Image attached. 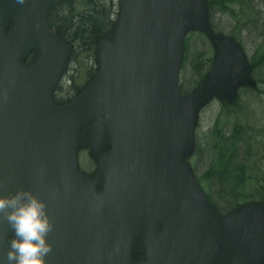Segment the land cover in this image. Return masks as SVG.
<instances>
[{"label":"water","instance_id":"water-1","mask_svg":"<svg viewBox=\"0 0 264 264\" xmlns=\"http://www.w3.org/2000/svg\"><path fill=\"white\" fill-rule=\"evenodd\" d=\"M58 1L0 0V194L28 188L46 202V264H131L135 245L137 264H264V206L218 212L184 163L199 107L244 80L224 46L202 82L178 89L184 38L209 27L206 0H119L97 74L65 106L51 99L70 53L47 23ZM1 4L13 14L6 34ZM84 127L92 178L77 164ZM11 235L0 222V259Z\"/></svg>","mask_w":264,"mask_h":264},{"label":"rangeland","instance_id":"rangeland-1","mask_svg":"<svg viewBox=\"0 0 264 264\" xmlns=\"http://www.w3.org/2000/svg\"><path fill=\"white\" fill-rule=\"evenodd\" d=\"M110 1L114 4L112 17L117 20L118 2ZM206 2L209 27L206 32H190L184 38L179 88L186 94L203 81L224 46L241 55L245 66L241 74L244 80L233 93L223 88L199 107L194 149L184 158V163L210 202L227 214L244 203L264 205V0H232L224 5L214 3V0ZM74 59L67 62L61 80L52 92L53 99L72 101L75 97L72 87L83 89L89 81L88 69L96 72L93 58L78 56ZM193 62L199 67L202 63L206 66L204 76L201 75L202 68L193 70ZM83 134L80 140L85 142L78 149V168L88 176L97 166L90 155L87 134ZM235 165L242 167L243 180L239 188L242 195L237 199L235 194L225 197L220 193L219 181L229 189L234 188L241 180ZM212 168L215 174L210 172ZM234 201L235 204L229 206Z\"/></svg>","mask_w":264,"mask_h":264},{"label":"trees","instance_id":"trees-1","mask_svg":"<svg viewBox=\"0 0 264 264\" xmlns=\"http://www.w3.org/2000/svg\"><path fill=\"white\" fill-rule=\"evenodd\" d=\"M230 1L232 0H214V3L224 5L226 2ZM209 4L212 3L209 2ZM113 5L114 4H112L110 0H61L51 7L48 13V23L55 33L70 45L71 53L69 60H75L74 58L78 56H83L87 59L93 58L94 60L95 47L98 41L108 34L114 26V20L112 17ZM33 56L34 53L32 52L29 55L28 60H31ZM192 66L194 71L202 68L201 75L206 67H203V63L199 67L196 62H193ZM87 72L89 79L92 77L93 73L89 69ZM72 88L75 90V93L81 90V88L76 86H73ZM54 102L63 105L68 103L69 99L66 101L58 99ZM223 142L224 140L220 142V145H222ZM213 168L210 172L215 174ZM241 168L236 166V172L240 174L241 180L234 186V188L229 189L227 185H223V181L219 180L221 182L220 193H223L225 197H229L230 194H235L237 195L235 196L237 199V197L242 195L239 193V188L243 182ZM235 201L229 204V206L235 204ZM229 206L226 208L228 209Z\"/></svg>","mask_w":264,"mask_h":264},{"label":"clouds","instance_id":"clouds-1","mask_svg":"<svg viewBox=\"0 0 264 264\" xmlns=\"http://www.w3.org/2000/svg\"><path fill=\"white\" fill-rule=\"evenodd\" d=\"M0 222L12 230L0 264H46L45 258L52 252L48 235L54 224L43 199L28 188L0 194Z\"/></svg>","mask_w":264,"mask_h":264},{"label":"flooded vegetation","instance_id":"flooded-vegetation-1","mask_svg":"<svg viewBox=\"0 0 264 264\" xmlns=\"http://www.w3.org/2000/svg\"><path fill=\"white\" fill-rule=\"evenodd\" d=\"M91 174H92V173H91ZM139 257H140V253H137V254H136V257H134V260L137 261V260L139 259ZM135 261L132 260L133 263H134Z\"/></svg>","mask_w":264,"mask_h":264},{"label":"bare ground","instance_id":"bare-ground-1","mask_svg":"<svg viewBox=\"0 0 264 264\" xmlns=\"http://www.w3.org/2000/svg\"><path fill=\"white\" fill-rule=\"evenodd\" d=\"M135 257H136V255H135Z\"/></svg>","mask_w":264,"mask_h":264}]
</instances>
